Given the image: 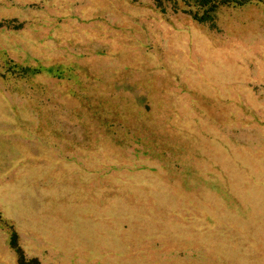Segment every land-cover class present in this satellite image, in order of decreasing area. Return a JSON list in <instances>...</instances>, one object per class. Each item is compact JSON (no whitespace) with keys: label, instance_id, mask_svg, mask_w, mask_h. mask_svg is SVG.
Here are the masks:
<instances>
[{"label":"rangeland","instance_id":"374dc122","mask_svg":"<svg viewBox=\"0 0 264 264\" xmlns=\"http://www.w3.org/2000/svg\"><path fill=\"white\" fill-rule=\"evenodd\" d=\"M196 9L0 0V264H264V0Z\"/></svg>","mask_w":264,"mask_h":264},{"label":"trees","instance_id":"16d2710c","mask_svg":"<svg viewBox=\"0 0 264 264\" xmlns=\"http://www.w3.org/2000/svg\"><path fill=\"white\" fill-rule=\"evenodd\" d=\"M159 7H163L164 3L167 1L172 2L173 4H177L178 0H155ZM188 4H194L197 9L193 10L192 15L195 19L199 21H210L213 20L216 11L218 8L225 3L229 2H236V3H243L250 0H185ZM21 69H23L21 67ZM25 70H31V68H24ZM19 70V69H17ZM32 71V70H31ZM11 244L16 246L17 245V236L13 234L11 237ZM20 254V264H39L37 259L28 260L22 253L21 249L18 248Z\"/></svg>","mask_w":264,"mask_h":264},{"label":"crops","instance_id":"0c3cea01","mask_svg":"<svg viewBox=\"0 0 264 264\" xmlns=\"http://www.w3.org/2000/svg\"><path fill=\"white\" fill-rule=\"evenodd\" d=\"M97 1H98V0H92L93 5H94V3L97 2ZM91 8L94 9L95 7L91 6Z\"/></svg>","mask_w":264,"mask_h":264}]
</instances>
